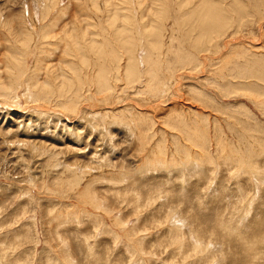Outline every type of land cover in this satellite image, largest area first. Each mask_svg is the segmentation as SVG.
<instances>
[{
    "label": "rangeland",
    "instance_id": "rangeland-1",
    "mask_svg": "<svg viewBox=\"0 0 264 264\" xmlns=\"http://www.w3.org/2000/svg\"><path fill=\"white\" fill-rule=\"evenodd\" d=\"M159 1L0 0V264H264V0Z\"/></svg>",
    "mask_w": 264,
    "mask_h": 264
},
{
    "label": "bare ground",
    "instance_id": "bare-ground-1",
    "mask_svg": "<svg viewBox=\"0 0 264 264\" xmlns=\"http://www.w3.org/2000/svg\"><path fill=\"white\" fill-rule=\"evenodd\" d=\"M161 1V0H160ZM159 1V2H160ZM168 1V0H167ZM190 1V0H189ZM202 2H204L203 0H201ZM207 1V0H206ZM157 2V1H156ZM155 2V3H156ZM164 2H165V0H164ZM194 2H196V1H194ZM125 3H127V2H125ZM154 3V4H155ZM179 3V2H178ZM191 5L192 4H194V3H191V2H189ZM189 4V7L191 6ZM196 4V3H195ZM52 5V4H51ZM129 5H131V4H129ZM155 5H157V4H155ZM162 5V4H161ZM209 4H208V2H207V4H206V2L205 3H201L200 5H197V6H195V5H192V6H194V7H196L195 8V10H193V11H188V13H186V14H184V17L186 16V15H188L189 13H191V16H192V18L194 19L193 20V23H194V25H193V28H194V30H196V32H197V40H196V42L194 43V45L195 46H197V47H199V44H200V42H202L203 40H205V38L207 39H209V40H206L207 42L208 41H210V39L211 38H213V36H215L214 34V31H213V26H214V24H213V19L214 18H218L219 16H217V15H215V17L214 16H212L211 15V13H210V11H209V6H208ZM157 6H159V8H160V5H157ZM185 6V5H184ZM178 8H177V10H180L181 9V6L179 5V6H177ZM185 8V7H184ZM47 9V8H46ZM138 9V8H137ZM134 10V11H138V10ZM192 9V8H191ZM187 10V9H186ZM43 11V10H42ZM130 11V10H129ZM133 11V10H132ZM184 11V10H183ZM260 11V10H259ZM161 12V11H160ZM159 12V13H160ZM43 13V12H42ZM46 13V12H45ZM140 13V12H139ZM158 13V15H160ZM131 14V13H130ZM117 15V14H116ZM125 15V14H124ZM162 16H163V14H161ZM166 15V14H165ZM196 15V16H195ZM222 15V14H221ZM130 16V15H129ZM129 16H127V17H129ZM134 16V15H133ZM117 17H118V15H117ZM126 17V19H124V21L125 20H128L127 22H129L130 20L128 19ZM159 17V16H158ZM157 17V18H158ZM119 18V17H118ZM137 18V17H136ZM42 19V21H44L43 19H44V17L43 18H41ZM41 19H39L38 21H39V23H40V20ZM121 19H123V18H121ZM158 19H160L161 20V18H158ZM157 19V20H158ZM140 20V19H139ZM139 20H137L138 21V24H139ZM150 20H151V18H150ZM157 20H154V21H157ZM186 20V19H185ZM132 21H133V19H132ZM244 21V20H243ZM249 21V20H248ZM127 22H123L124 24H127ZM145 22V21H144ZM185 22V21H184ZM219 22V19H218V21L216 22V23H218ZM245 22V21H244ZM244 22H242V23H244ZM90 23V22H89ZM113 23V22H112ZM133 23V22H132ZM159 23V22H158ZM161 23V22H160ZM186 23V22H185ZM105 24V23H104ZM103 24V25H104ZM111 24V23H110ZM129 24V23H128ZM142 24V29L144 28L143 27V23H141ZM36 25V24H35ZM112 25V24H111ZM144 25H145V23H144ZM188 25V24H187ZM219 24H217V26H218ZM97 26V25H96ZM127 26V25H126ZM125 26V27H126ZM132 26V25H131ZM163 26H164V23H163ZM237 26V25H236ZM241 26V25H240ZM111 27V26H110ZM123 27V26H122ZM125 27L124 28H122V29H124V37H126L125 38V42H124V40L122 41V43H121V45H123V47H124V51L123 52H125V54H126V63H125V67L124 68H117V73H118V71L119 70H121L122 69V71H124L123 72V76L126 78V81L127 80H129L130 79V81L129 82H133V80L135 79L136 81H137V79H139V73H140V69H138V64H139V59H138V57H137V53H138V51H140L139 49H141V47H142V45H140L139 44V40H138V36H139V38L144 42V44H145V41H144V39H143V35H142V33L141 34H137V32L136 31H134V29L132 30L129 26H127V28L125 29ZM154 27H156V26H153V28ZM157 27H159V26H157ZM165 27V26H164ZM191 27V26H190ZM36 28H34V30H35ZM141 29V28H140ZM175 29V28H174ZM181 29V28H180ZM118 30V29H117ZM147 30V29H146ZM145 30V31H146ZM161 30V29H160ZM166 29L164 28V31H165ZM178 30V29H177ZM184 30V29H183ZM140 31H142V30H140ZM143 31H144V29H143ZM162 31H163V29H162ZM116 32V31H115ZM114 32V33H115ZM155 32V28H154V31H152V32H150L149 34H145V36L147 35V37L149 36V37H155V36H158L159 35V33L160 32H158V31H156V33H154ZM190 32V31H189ZM119 33V35H117V36H115V37H117L118 38V36H121V34H123V30L122 31H119L118 32ZM146 33V32H145ZM147 33H148V31H147ZM154 33V34H153ZM195 33V32H194ZM100 34V33H99ZM109 34H107V36H108ZM163 35V34H162ZM221 35V34H220ZM48 36V35H47ZM105 36V35H104ZM192 36V35H191ZM43 36H41V38H42ZM114 37V36H113ZM161 37V34L158 36V38H160ZM41 38H40V40H38V41H42L41 40ZM43 38H45V37H43ZM120 38V37H119ZM162 38V37H161ZM107 39H110V38H107ZM134 39H135V42H134ZM137 39V40H136ZM146 39H148V38H146ZM44 40V39H43ZM96 40V39H95ZM115 40V39H114ZM34 41V40H33ZM98 41V40H97ZM28 42H29V45L31 46L32 44H34V43H32V38H31V40H28ZM34 42H36V40L34 41ZM44 42V41H43ZM105 42H107V41H105ZM93 43V42H92ZM111 43V42H110ZM135 43V45H133ZM147 43V42H146ZM46 44V43H45ZM80 44V43H79ZM96 44V43H95ZM101 44V43H100ZM106 44V43H105ZM210 44V43H209ZM214 44V43H213ZM28 45V47L30 48V46ZM54 45V44H53ZM112 45V44H111ZM147 45V44H146ZM149 45V44H148ZM33 46V45H32ZM55 46V45H54ZM91 46H92V44H91ZM98 46V45H97ZM101 46V45H100ZM120 46V45H119ZM141 46V47H140ZM144 46V45H143ZM155 45H153V47H154ZM158 46H160V45H158ZM157 46V47H158ZM110 47V46H109ZM117 47V46H116ZM148 47V46H147ZM151 47V46H150ZM209 47V46H208ZM211 47H212V45H211ZM22 48H23V46H22ZM100 48V47H99ZM120 48V47H119ZM128 49L127 51H125V49ZM138 48V49H137ZM149 48V47H148ZM161 48V47H160ZM160 48H159V50H160ZM210 48V47H209ZM36 49H37V47H36ZM147 49V48H146ZM158 49V48H157ZM112 50H114V49H112ZM153 50V49H152ZM99 51H100V49H99ZM144 51H145V49H144ZM158 51V50H157ZM201 51V50H200ZM210 51V50H209ZM83 52V51H82ZM105 52V51H104ZM129 52V53H128ZM157 53V52H156ZM80 54V53H79ZM89 54V53H88ZM132 54H133V56H132ZM81 55V54H80ZM105 55H106V53H105ZM132 56L133 58H131V60H128V59H130L129 58V56ZM81 56H83V54L81 55ZM152 56V55H151ZM155 56V55H154ZM91 57V56H90ZM117 57V56H116ZM84 57H82V59H83ZM146 58H149V55L147 54V53H145L144 54V56L140 59V61L142 60V61H145L146 60ZM157 58V57H156ZM81 59V60H82ZM87 59V58H86ZM105 60V59H104ZM122 60V58L120 59V61ZM119 61V60H118ZM148 61V60H147ZM106 62V61H105ZM154 62V61H153ZM16 63V62H15ZM82 63V62H81ZM91 64V63H90ZM144 65V64H143ZM106 66V65H105ZM146 66V65H145ZM90 67V66H89ZM88 64L86 65V67L85 68H83L84 69V72H86L87 70H88ZM97 68H99V73H102V72H100V70H102V69H104L102 66H99V65H97L96 66ZM107 68V67H106ZM105 68V69H106ZM111 68V67H110ZM150 69V68H149ZM13 70V69H12ZM69 70V69H68ZM95 70V68H92L91 69V71L93 72ZM115 70L116 69H108V70H106V72H104L102 75H100L99 74V77H97V78H95V79H97V82H96V85L98 86L97 88H98V92H104L105 93V91H107L108 92V90H110L111 88H109V85L108 84H105V83H102V82H100V80L102 79V78H104L105 76H107L109 73H113V74H115L116 72H115ZM21 71V70H20ZM98 71V70H97ZM78 73H80V72H78ZM78 73H75L76 74V76L74 77L75 78V80L77 81L76 83H80L81 84V86L86 82L85 81V79H84V73H83V76H80ZM152 73V72H151ZM17 74V73H16ZM88 75H91V72H89V74ZM19 76V75H18ZM97 76V75H96ZM100 77H102L101 79H99ZM136 77H137V79H136ZM16 79V78H15ZM94 79V77L93 76H91V79H90V81L91 80H93ZM17 80V79H16ZM134 80V81H135ZM80 81V82H79ZM125 81V82H126ZM36 82V81H35ZM128 82V83H129ZM23 83V82H22ZM108 83V82H107ZM62 84H64V83H62ZM68 87H70L69 86V84H68ZM67 87V88H68ZM2 89L3 90H5V88H3L2 87ZM79 89V88H78ZM78 89L74 92V95H77V92H78ZM144 90V89H143ZM151 91V90H150ZM62 92H64V91H62ZM67 92V91H66ZM47 93V92H46ZM58 93H61V92H57V95H58ZM69 93V92H68ZM62 94V93H61ZM60 94V95H61ZM64 94V93H63ZM194 143V142H193ZM187 154V153H186ZM188 158V157H187ZM189 159V158H188ZM211 161V160H210ZM201 162V161H200ZM211 163V162H210ZM197 164V163H196ZM198 165V164H197ZM197 165H196V167H197ZM198 167H200V166H198ZM96 179V178H95ZM94 180V179H93ZM101 180H103V179H101ZM88 189H90V188H88ZM191 190V189H190ZM136 196V195H135ZM94 199V198H93ZM139 199V198H138ZM248 199V198H247ZM88 202V201H87ZM89 204V203H88ZM137 205V204H136ZM90 212V211H89ZM176 213H173V214H171L172 216H174ZM171 215H170V217H171ZM155 218V217H154ZM196 218V217H195ZM189 220H190V218H188ZM180 221V220H179ZM182 223H184V224H187L188 222H187V219H185V218H183L182 220ZM181 221H180V223H181ZM195 221V220H194ZM194 221H193V223H194ZM181 223V225H183ZM190 223H192L191 221L189 222V225H190ZM177 224H178V222H177ZM188 225V226H189ZM179 226L180 225H178L177 227L179 228ZM230 227V226H229ZM180 229V228H179ZM194 229V231L192 230V233H190V239L191 240H193V242H194V244H196V245H201V242L203 241V238H202V236H201V233L202 232H204L203 230H202V227H201V223H198V226H197V228L196 227H194L193 228ZM198 229V230H197ZM178 230V229H177ZM181 231V230H180ZM138 232V231H137ZM172 232V231H171ZM175 232V231H174ZM178 232V231H177ZM124 233V232H123ZM179 233V232H178ZM180 234V233H179ZM210 235H212V234H214V229H213V232L211 231V233H209ZM210 239V238H209ZM190 240V241H191ZM176 241V240H175ZM189 242V241H188ZM187 242V243H188ZM253 242V241H252ZM256 242V241H255ZM254 242V243H255ZM176 244L178 243V241H176L175 242ZM193 246V245H192ZM209 246V245H208ZM196 247V246H195ZM184 248V247H183ZM193 248H194V246H193ZM252 249V248H251ZM195 250H197V249H195ZM194 250V251H195ZM213 250H214V248H213ZM196 252V251H195ZM249 252V251H248ZM203 254H204V250H203ZM212 257H213V255H212Z\"/></svg>",
    "mask_w": 264,
    "mask_h": 264
}]
</instances>
